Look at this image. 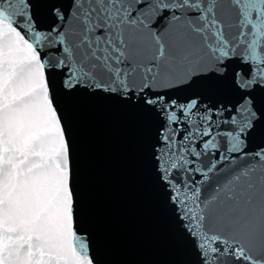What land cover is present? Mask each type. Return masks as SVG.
<instances>
[{
    "label": "snow or ice",
    "instance_id": "snow-or-ice-1",
    "mask_svg": "<svg viewBox=\"0 0 264 264\" xmlns=\"http://www.w3.org/2000/svg\"><path fill=\"white\" fill-rule=\"evenodd\" d=\"M33 6L0 0V264H98L77 227L72 144L50 73L68 98L105 94L164 117L157 170L200 264H264V148L245 151L264 131L254 95L264 87V0H70L67 14L52 6L60 24L48 33L36 29ZM237 57L248 71L232 74L241 99L231 146L197 167L217 148L211 110L200 115L195 99L180 104L172 93L226 79ZM241 158L216 176L218 164Z\"/></svg>",
    "mask_w": 264,
    "mask_h": 264
},
{
    "label": "water",
    "instance_id": "water-1",
    "mask_svg": "<svg viewBox=\"0 0 264 264\" xmlns=\"http://www.w3.org/2000/svg\"><path fill=\"white\" fill-rule=\"evenodd\" d=\"M31 3L36 29L48 33L60 24L52 6H60L67 14L70 0ZM45 50L55 52L56 48ZM48 58L51 61L55 57ZM228 63L226 79L202 80L195 87L172 93L180 104L195 99L200 115L211 110L217 148L200 157L203 163L197 167L206 166L209 156L217 159L228 154L231 146L228 133L236 127L231 118L241 99L232 83V74L246 73L248 66L238 57ZM49 78L55 85L54 95L63 110L72 144L77 227L87 233L98 264H200L195 242L180 218L181 211L169 199V187L157 170L155 153L160 150L164 117L146 111L139 101L107 99L105 94L81 92L68 98L60 87V74L50 73ZM254 95L264 104V87L256 88ZM217 111L221 113L219 117ZM197 143H201L199 138ZM260 148H264V131L249 136L245 151L252 153ZM196 150L203 151L202 144ZM244 162V158L223 161L217 166L216 176L221 177L229 168ZM173 178L192 184L200 180V175L174 172ZM207 190V185L201 188L202 197Z\"/></svg>",
    "mask_w": 264,
    "mask_h": 264
}]
</instances>
